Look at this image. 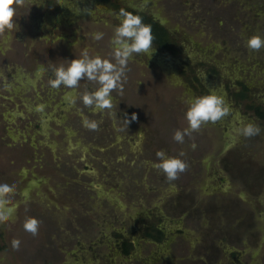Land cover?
<instances>
[{"label":"rangeland","instance_id":"1","mask_svg":"<svg viewBox=\"0 0 264 264\" xmlns=\"http://www.w3.org/2000/svg\"><path fill=\"white\" fill-rule=\"evenodd\" d=\"M258 110L264 0L0 6V264H264Z\"/></svg>","mask_w":264,"mask_h":264},{"label":"trees","instance_id":"2","mask_svg":"<svg viewBox=\"0 0 264 264\" xmlns=\"http://www.w3.org/2000/svg\"><path fill=\"white\" fill-rule=\"evenodd\" d=\"M13 0H0V6L1 7H8L11 5ZM131 15L135 19L136 25L140 27V29L143 30L145 35L155 44H158L159 46L167 47L168 45V34L166 30H164L161 26H159L154 20L150 19L148 16L142 13L138 12H131ZM258 116L262 119H264V112H261L258 110ZM152 230L155 231V234L149 233L148 236L152 238H161L163 236V232L153 227ZM130 242L127 240H123L121 244V248L124 251L125 254H128L130 252ZM3 250V247L0 245V251Z\"/></svg>","mask_w":264,"mask_h":264},{"label":"water","instance_id":"3","mask_svg":"<svg viewBox=\"0 0 264 264\" xmlns=\"http://www.w3.org/2000/svg\"><path fill=\"white\" fill-rule=\"evenodd\" d=\"M101 5L107 10V8H106V6L104 4H101Z\"/></svg>","mask_w":264,"mask_h":264},{"label":"flooded vegetation","instance_id":"4","mask_svg":"<svg viewBox=\"0 0 264 264\" xmlns=\"http://www.w3.org/2000/svg\"><path fill=\"white\" fill-rule=\"evenodd\" d=\"M102 4V3H101ZM106 6V8H107V10H109V7L107 6V5H105Z\"/></svg>","mask_w":264,"mask_h":264}]
</instances>
